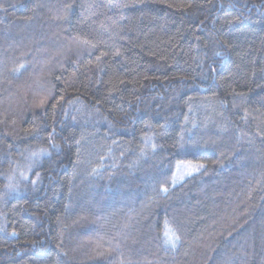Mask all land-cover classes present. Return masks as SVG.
I'll return each mask as SVG.
<instances>
[{"label": "trees", "instance_id": "1", "mask_svg": "<svg viewBox=\"0 0 264 264\" xmlns=\"http://www.w3.org/2000/svg\"><path fill=\"white\" fill-rule=\"evenodd\" d=\"M0 264H264V0H0Z\"/></svg>", "mask_w": 264, "mask_h": 264}, {"label": "snow or ice", "instance_id": "2", "mask_svg": "<svg viewBox=\"0 0 264 264\" xmlns=\"http://www.w3.org/2000/svg\"><path fill=\"white\" fill-rule=\"evenodd\" d=\"M85 43H87V41H85ZM117 55H119V53H117ZM45 150L41 149V153H44ZM37 153H33V156H36ZM204 167L203 165H199L198 167H194L189 171V174H191V171H198L199 168ZM37 177L39 178V173H37ZM33 184L36 183V181H32ZM163 191L167 192V189H164ZM166 237L168 236V233H165ZM179 240L178 236H175L174 240L171 241L172 246L175 247L176 246V242Z\"/></svg>", "mask_w": 264, "mask_h": 264}]
</instances>
